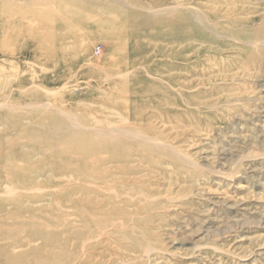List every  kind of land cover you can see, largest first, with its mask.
I'll return each instance as SVG.
<instances>
[{"label":"rangeland","instance_id":"obj_1","mask_svg":"<svg viewBox=\"0 0 264 264\" xmlns=\"http://www.w3.org/2000/svg\"><path fill=\"white\" fill-rule=\"evenodd\" d=\"M0 264H264V0H0Z\"/></svg>","mask_w":264,"mask_h":264},{"label":"bare ground","instance_id":"obj_2","mask_svg":"<svg viewBox=\"0 0 264 264\" xmlns=\"http://www.w3.org/2000/svg\"><path fill=\"white\" fill-rule=\"evenodd\" d=\"M200 21V20H199ZM126 131H124V130H119V129H113V130H111V131H102V133H97L96 135L97 136H101V137H106V138H108V137H118L117 135H123V136H128V137H131L132 136V134L131 133H129V134H131V136L127 133ZM153 142V141H152ZM245 145V144H244ZM245 149V148H244ZM242 150H243V148H242ZM258 157H260L258 154H255V153H248V154H246V155H243V156H241L240 158H237L238 159V162H243V161H247V160H249V159H255V158H258ZM263 157V156H262ZM261 158V157H260ZM257 164V163H256Z\"/></svg>","mask_w":264,"mask_h":264}]
</instances>
